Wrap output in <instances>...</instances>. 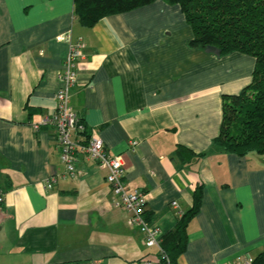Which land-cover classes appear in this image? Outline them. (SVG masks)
I'll return each mask as SVG.
<instances>
[{"label":"crops","instance_id":"obj_1","mask_svg":"<svg viewBox=\"0 0 264 264\" xmlns=\"http://www.w3.org/2000/svg\"><path fill=\"white\" fill-rule=\"evenodd\" d=\"M68 31L86 46L71 103L86 135L96 131L123 158L125 184L148 195L149 225L172 232L180 219L172 203L185 213L203 189L177 264L264 253V155L213 144L223 97L252 83L253 57L191 47L180 7L161 0L92 28L74 0H0V264H139L158 252L115 207L107 172L80 154L81 176L64 177L55 127H33L56 113Z\"/></svg>","mask_w":264,"mask_h":264},{"label":"trees","instance_id":"obj_2","mask_svg":"<svg viewBox=\"0 0 264 264\" xmlns=\"http://www.w3.org/2000/svg\"><path fill=\"white\" fill-rule=\"evenodd\" d=\"M159 0H74L79 22L88 28L103 18L130 12ZM179 6L194 38L190 46L219 57L241 53L253 57L256 66L252 83L237 95L223 97V122L214 146L229 154L246 157L264 155V0H161ZM185 150L179 148L181 152ZM187 151V150H186ZM190 152V151H189ZM191 155L192 152H190ZM200 157H203L201 155ZM203 189L195 193L194 206L183 213L162 245L171 264L188 247V228L200 213ZM264 264V253L255 259Z\"/></svg>","mask_w":264,"mask_h":264},{"label":"built area","instance_id":"obj_3","mask_svg":"<svg viewBox=\"0 0 264 264\" xmlns=\"http://www.w3.org/2000/svg\"><path fill=\"white\" fill-rule=\"evenodd\" d=\"M61 37L69 44V54L65 60L64 69L59 74L60 89L56 95V113L40 123H35L33 127L35 130H39L43 125L55 127L60 160L66 168L64 177L78 178L81 176L82 173L77 167L80 154L97 162L100 168L107 172L106 180L114 193L115 207L129 214L130 225L138 228L143 234L145 245L158 251L156 255L144 259L139 264H171L162 245L163 232L160 228L149 225L146 220L148 195L139 189H130L125 184L123 158L112 154L96 131L86 135V126L71 103L72 90L78 84V68L86 58V46L83 42L73 43L70 31ZM136 145V142L131 143V146L135 147ZM56 182V177L48 179L45 188L52 189ZM5 203V195L0 191V217L4 214ZM172 206L178 209L180 216L183 215L177 202H173ZM84 264L94 263L87 262ZM234 264H255V258L250 254H244L237 257Z\"/></svg>","mask_w":264,"mask_h":264}]
</instances>
